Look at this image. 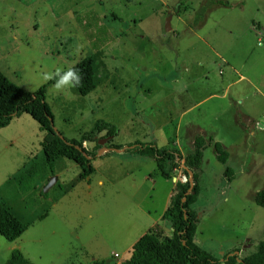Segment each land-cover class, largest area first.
Listing matches in <instances>:
<instances>
[{
  "label": "rangeland",
  "instance_id": "obj_1",
  "mask_svg": "<svg viewBox=\"0 0 264 264\" xmlns=\"http://www.w3.org/2000/svg\"><path fill=\"white\" fill-rule=\"evenodd\" d=\"M88 57L95 91L81 96L70 81L56 87ZM0 71L29 93L46 87L54 127L68 140L105 121L118 128L112 145L173 147L186 137L187 156L203 137L204 161L193 173L195 243L221 264L233 255L240 264L264 242V208L254 200L264 190V0H0ZM204 99L177 132L180 114ZM45 138L27 114L0 129V203L27 225L13 243L0 235V264L16 249L33 264H120L161 217L169 193L188 182L183 170L175 182L163 179L154 161L131 151L106 155L108 142L90 177L63 157L53 174ZM53 176L59 184L45 192ZM103 176L113 178L100 187ZM154 232L172 236L166 224Z\"/></svg>",
  "mask_w": 264,
  "mask_h": 264
},
{
  "label": "trees",
  "instance_id": "obj_2",
  "mask_svg": "<svg viewBox=\"0 0 264 264\" xmlns=\"http://www.w3.org/2000/svg\"><path fill=\"white\" fill-rule=\"evenodd\" d=\"M219 7H230L228 1L215 3ZM73 75L68 79L81 96H87L97 87L94 63L92 58H85L64 73ZM79 80V83H78ZM53 83V82H52ZM46 87L35 93H29L9 80L0 71V129L8 127L16 117L29 115L39 124L40 130L46 133L42 143L43 152L50 170L60 158L73 161L83 171V178L90 177L95 169L92 161L98 158L97 151L102 148L98 144V136L105 133V138L117 136L118 128L105 121L96 122L91 132L85 133L80 140L65 139L54 127V116L46 102ZM214 138H210L213 141ZM86 143L96 144L93 150H87ZM207 143L203 137L195 140L192 152L183 156L179 150L171 147H159L155 143H134L126 151H131L143 158L154 161L159 175L165 180H171L173 174L182 171L188 182L177 184L171 199V204L163 216L166 228L171 229V237L161 236L154 231L144 234L128 252V258L120 264H221L210 253L201 249L196 243L198 227L197 216L193 206L197 202L199 185L193 173L200 171L204 161V151ZM110 145V155L118 150ZM214 151L218 161L227 164L229 155L221 143H214ZM54 174V173H53ZM192 175V178H191ZM226 177L232 181V170L225 171ZM255 203L264 208V190L255 195ZM27 231V225L9 209L0 203V235L8 242L17 241ZM237 256L227 257L226 264H237ZM6 264H33L19 249L12 252ZM93 264H112L111 260L95 261ZM240 264H264V242L259 244L256 253L246 257Z\"/></svg>",
  "mask_w": 264,
  "mask_h": 264
},
{
  "label": "crops",
  "instance_id": "obj_3",
  "mask_svg": "<svg viewBox=\"0 0 264 264\" xmlns=\"http://www.w3.org/2000/svg\"><path fill=\"white\" fill-rule=\"evenodd\" d=\"M207 99H204V100H201V101H198L197 103H196V105H191L188 109H186L185 111H183L181 114H180V119H181V121H179V123H178V125H177V129H176V131L177 132H179L180 133V131L182 130V128H183V124H184V122H183V118H184V116H186L185 114H187L188 112H190V111H192L193 109H195L197 106L199 107L204 101H206ZM187 124L185 125L186 126V128L187 129H190V128H196V130H197V128H199L198 126H197V124L195 123V122H193V121H188V122H186ZM264 127V124H260V128H262V129H264L263 128ZM199 129H201V128H199ZM198 131V130H197ZM199 132V131H198ZM202 131H200V133H201ZM185 141H186V137H185V139H184V141H177V143H174L173 144V147H171V148H174V149H177V150H179L180 151V153L184 156V153H183V143H185ZM86 144H91V143H86ZM84 145V147L86 148V149H88V150H90V148H88V146L87 145ZM194 144V143H193ZM117 147L118 148H120V149H118V151H114L113 153L114 154H116V155H118L119 157H124L123 155H125L126 153H127V147H123V146H119V145H117ZM108 154V153H107ZM132 154H135V153H133L132 152ZM132 154H131V157H132ZM137 155V154H136ZM101 155H99V157H100ZM117 156V157H118ZM186 156V155H185ZM184 156V157H185ZM95 169V168H94ZM97 171V169H95V172ZM94 172V173H95ZM130 172V171H129ZM128 172V173H129ZM128 175V174H127ZM109 177H110V179H109ZM58 178H59V176H58ZM112 178L113 177H111V176H103V177H101L100 179H99V181H98V185L100 186V187H103L104 185H105V182H104V180H111L112 181ZM177 179L176 178V176L175 177H173V181L175 182V179ZM56 184H59V179H58V181H57V183ZM55 184V185H56ZM175 190V189H174ZM173 194H174V192H170L169 193V195L167 196V198H166V200H165V203H164V210H163V212H162V215H161V217L159 218V219H157L156 221H155V223H154V225H153V227H152V229H149L148 231H147V233H149L150 231H154L157 227H163V225L165 224V222H164V220H163V216H164V214H165V212L167 211V209L169 208V206H170V204H171V199H172V197H173ZM149 218H151V214L148 212V215H147ZM152 219V218H151ZM159 220H160V222H159ZM162 221H163V223H162ZM159 222V223H158ZM143 236V235H142ZM141 238V237H140ZM139 238V239H140ZM139 239H137V241L139 240ZM137 241H134L135 243L137 242ZM135 243H131L130 244V246H129V249L130 248H132L133 246H134V244ZM129 249H127L126 251H125V253L129 250Z\"/></svg>",
  "mask_w": 264,
  "mask_h": 264
},
{
  "label": "water",
  "instance_id": "obj_4",
  "mask_svg": "<svg viewBox=\"0 0 264 264\" xmlns=\"http://www.w3.org/2000/svg\"><path fill=\"white\" fill-rule=\"evenodd\" d=\"M171 20H172V15L169 14L168 17H167V19H166V24H165V27H166V31L167 32H171L172 31ZM110 140H111V138L101 139V140H99L98 144L100 146H103V145H105ZM115 151H118V150H115ZM191 178H192V175H191ZM57 181H58V178L55 177V176H53L51 178V180H50V183L48 184V186L45 188L44 191L47 192L50 188H52L53 186H55V184L57 183ZM166 231L167 232H171V229L166 228Z\"/></svg>",
  "mask_w": 264,
  "mask_h": 264
},
{
  "label": "clouds",
  "instance_id": "obj_5",
  "mask_svg": "<svg viewBox=\"0 0 264 264\" xmlns=\"http://www.w3.org/2000/svg\"><path fill=\"white\" fill-rule=\"evenodd\" d=\"M72 75H73V74H72L71 72L66 73V74L64 75V77L61 79V81L56 85V87L58 88L60 83H66V82L68 81V79H69L70 77H72ZM78 83H79V80H78Z\"/></svg>",
  "mask_w": 264,
  "mask_h": 264
},
{
  "label": "built area",
  "instance_id": "obj_6",
  "mask_svg": "<svg viewBox=\"0 0 264 264\" xmlns=\"http://www.w3.org/2000/svg\"><path fill=\"white\" fill-rule=\"evenodd\" d=\"M116 257H119V256L116 254Z\"/></svg>",
  "mask_w": 264,
  "mask_h": 264
}]
</instances>
